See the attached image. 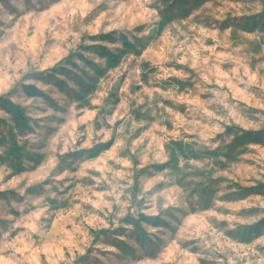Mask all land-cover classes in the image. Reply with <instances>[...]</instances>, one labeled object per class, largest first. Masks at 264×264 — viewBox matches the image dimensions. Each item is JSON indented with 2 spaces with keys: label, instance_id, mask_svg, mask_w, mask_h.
Segmentation results:
<instances>
[{
  "label": "rangeland",
  "instance_id": "1",
  "mask_svg": "<svg viewBox=\"0 0 264 264\" xmlns=\"http://www.w3.org/2000/svg\"><path fill=\"white\" fill-rule=\"evenodd\" d=\"M168 4L0 0V97L32 126L16 138L24 171L0 160V264H264V34L254 26L264 0H205L158 31ZM111 32L116 42L103 45L115 51L123 35L140 54L107 71L86 107L35 79L71 54L102 67L81 48ZM72 63L68 81L55 79L69 88L93 74ZM26 86L46 99L27 97ZM0 121L1 139V108ZM245 132L255 138L233 159L204 157ZM110 140L94 159L75 156ZM173 141L203 156L180 158L178 176L159 169ZM202 183L214 190L208 209ZM139 216L159 222H139L138 232L130 219Z\"/></svg>",
  "mask_w": 264,
  "mask_h": 264
},
{
  "label": "trees",
  "instance_id": "2",
  "mask_svg": "<svg viewBox=\"0 0 264 264\" xmlns=\"http://www.w3.org/2000/svg\"><path fill=\"white\" fill-rule=\"evenodd\" d=\"M169 2L168 6L164 11L160 12L161 19L158 22V31H162L169 23H171L175 18H186L193 11L194 7L201 5L205 0H164ZM176 9V10H175ZM258 26L262 33L264 34V15L259 16L258 22L254 24ZM115 32H111L106 35L93 36L89 38L91 45L84 46L81 48L82 53H92L101 61H103V66H97L96 64L89 63L82 56V54H77L76 56L71 54L65 60H63L60 65L51 70L50 74H36L35 79L42 81L44 83H53L60 91L64 90L65 94L75 103L78 107L84 108L89 105V96L94 94L97 90V83L100 78L104 77L107 71L115 69L118 67L122 60L128 55H139L140 50H137L135 43L128 42L125 36H120L122 44L120 48H117L115 51H111L106 45L102 43L107 41L111 44L116 42L114 38ZM139 44L138 40H135ZM143 47V45H140ZM76 57L80 62L89 64L92 66V76L87 74H81L76 76L74 82L75 87L69 88L66 86L64 81H55L57 76H62L67 81L69 76L75 71L77 66L72 63V59ZM69 65L72 69H67L66 66ZM144 67H147L144 64ZM25 95L29 98H39L46 99V95L38 90L34 86L24 87ZM0 108L4 111L7 116V122L9 123L8 135L1 137L0 146L4 147V154L0 157V160L7 164V166L13 171V175L19 174L24 171L22 166V159L25 157L28 158V154L24 151V146L20 145L17 142V137H22L27 133L32 132V126L30 125V118L26 115V111L23 107L11 102L10 100L0 97ZM1 123V121H0ZM259 134H256L258 136ZM250 132H245L242 135L236 136L230 145L225 146V152L208 151L203 152L204 157L209 158L214 163H217L219 157H223L225 160L233 159L236 154L235 150L240 145L247 143L248 141L253 140L255 137ZM113 144V140H110L107 143L97 144L91 149L77 152L75 156L86 157L87 159H94L98 157L102 152L108 150ZM168 151V161L162 165L159 169H169L177 176L181 172L179 167V159L184 160H199L203 156L200 152H196L190 147L189 144H185L182 141H173L167 146ZM221 164V162H218ZM179 185L185 187L187 185L184 179L178 178ZM195 189L198 194V203L202 204L205 209L211 207L212 196L214 190L207 186L206 184H196ZM264 189V187H263ZM250 190H244V192H249ZM131 225L140 231L139 222H144L152 226H156L159 222L157 218H148L145 216H139L138 220L133 221L130 219Z\"/></svg>",
  "mask_w": 264,
  "mask_h": 264
}]
</instances>
